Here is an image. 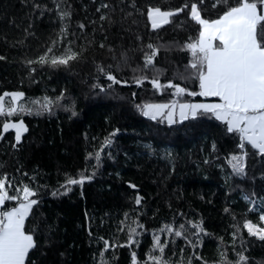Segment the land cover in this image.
Listing matches in <instances>:
<instances>
[{
	"label": "trees",
	"instance_id": "16d2710c",
	"mask_svg": "<svg viewBox=\"0 0 264 264\" xmlns=\"http://www.w3.org/2000/svg\"><path fill=\"white\" fill-rule=\"evenodd\" d=\"M37 2L52 11H44L43 15L40 10L33 11L31 0L27 3L0 0V55L5 56L0 60V94L20 90L31 98H54L64 91V102L74 104L77 115L71 116L63 107H57L51 115H24L22 119L28 131L23 133L17 149L12 148L16 143L14 130L9 129L0 137V177L6 173L7 180L12 181L10 194L17 187L22 189V185L38 189V204L26 218V227L34 231L36 241L26 264H101L104 240L117 245L106 250L103 257L106 264H131L133 252L140 264H144L153 231L165 224L178 227L186 221L201 223L209 233L201 237V244L195 249L207 264L218 260L220 237L228 246L229 259H235L230 247L234 226L240 229L238 235L245 241L250 264H264V241L249 237L243 228L244 219L260 224L259 211H250L252 205L242 199V194L249 195L256 203L264 198L261 178L264 162L248 146L247 176L235 177L228 157L239 152L238 136L225 134L214 118L189 119L170 126L166 121L160 123L159 118L153 121L143 116L135 107L144 103H169L174 99L177 103L214 99L189 97L186 93L174 97L172 89L158 93L148 81L140 87L131 82L132 68L142 66L146 45L152 43L159 49L154 64L161 69V83L172 79L185 86L174 74L183 71L189 58L187 51L181 50L183 44L197 34L198 25L188 16L194 0H60L61 7L71 5V19L65 21L68 39L75 41L73 47L77 51L81 44L86 51L70 68L37 65V71L31 74L34 82H30L22 61L45 51V45L51 43L60 28L53 0ZM101 3L109 4L110 8L97 12ZM133 3L135 8L130 6ZM185 3L186 10L175 14L169 23L152 29L147 20L148 6L172 10ZM215 3L216 0L198 3L202 17L217 18L222 5L213 7ZM105 12L113 23L99 20ZM79 23L86 26L83 32ZM25 28L30 35L24 33ZM88 41L93 43L89 45ZM101 41L104 48L99 47ZM121 53L129 57L130 66L121 64L122 70H118ZM93 61L105 66L111 64L113 74L129 83L113 85L114 90L105 93H100L98 88L93 90V83L105 86L110 83L98 76ZM146 74L151 78L153 73ZM186 86L198 91L192 82ZM18 118L14 116L12 120ZM114 129L119 131L112 137V146L103 150L100 166L95 167L94 156L86 164L87 154L99 150ZM145 144H152L156 153L149 154ZM165 148L171 151V160L164 157ZM206 159L209 163H205ZM84 171L92 175L91 180L72 186L66 194L52 195L53 190H60L66 175L78 178ZM137 195L142 198L140 205L135 204ZM13 204L6 201L7 206ZM226 207L229 213L224 212ZM137 221L144 227L137 228L139 235L133 236L138 243L128 245V226L135 227ZM181 248L185 249V257L193 251L183 238H177L175 255L171 244L167 255L173 261L178 260ZM236 248H240L239 242Z\"/></svg>",
	"mask_w": 264,
	"mask_h": 264
},
{
	"label": "snow or ice",
	"instance_id": "6c2138e0",
	"mask_svg": "<svg viewBox=\"0 0 264 264\" xmlns=\"http://www.w3.org/2000/svg\"><path fill=\"white\" fill-rule=\"evenodd\" d=\"M28 0H22L27 3ZM56 13L59 17L60 28L51 39V43L45 45V51L37 55L35 58H28L22 61L29 73V80L32 81L31 74L37 71V65L41 68L44 66L50 68H70L72 62L79 61L86 51L83 44L79 45L77 51L73 44L74 40L68 39V26L66 20L71 19V5L61 7L60 0H53ZM198 3L203 4L204 0H194L190 5L188 16L196 25H198L197 34L189 37L181 48L186 50L188 54L187 64L183 71H177L175 78L185 82V86L174 83L172 79H168L166 83H161V69L154 64V58L157 57L158 47L152 43L146 45L143 54V64L132 68L134 73L131 82L137 87L142 86L144 81H148L156 92H162L166 89L173 90V96L179 97L185 93L189 97L214 98L211 102H180L174 99L170 103H144L143 105H135L138 111L145 117L153 121L159 118L160 123L167 122L168 125H174L189 119L196 120L198 118L208 117L214 118L220 123L225 134H233L238 136L239 143L237 148L239 152L230 154L228 164L235 177L244 178L247 176V157L249 155L248 146L255 152V156L264 162V0H216L213 7L222 5L219 8V15L215 19L204 18L198 9ZM32 10H40L41 15L44 11L51 12L52 9L47 8L37 2L31 0ZM135 8L133 3L130 5ZM110 5L101 3L96 11L101 9H109ZM188 8L187 3L181 7L172 10H162L160 6L147 7V20L151 23L152 29H157L163 24L170 22V18L175 14L181 13ZM132 13H126L130 16ZM101 22L108 21L113 23L111 16L106 12L99 16ZM95 24L96 21H90ZM19 27V25H17ZM31 27V24H29ZM78 27L81 32L84 31L85 25L79 23ZM101 31L103 26L101 24ZM95 32V28L93 29ZM26 35H30L28 28L24 29ZM72 33V36H75ZM107 39V37H105ZM137 39H140L137 36ZM67 40V43H63ZM94 41V37H93ZM93 41H88L91 45ZM23 43V41H17ZM63 48L62 52L57 54L58 48ZM100 48H104L103 41L99 44ZM161 47H164L161 45ZM113 51L111 47L108 49ZM143 50V49H142ZM166 50H168L166 48ZM5 56L0 55V60H4ZM115 59V55H113ZM96 72L102 75L108 82L107 86L96 82L92 84V89H99L100 93H105L113 89V85H126L128 80L118 78L113 74L112 65H103L93 61ZM130 66L129 57L125 53H121L120 60L117 61V69L122 70L120 65ZM151 71V78L146 74ZM136 73H140L136 75ZM187 82H192L198 91H191L186 86ZM23 83V79L21 80ZM64 91L54 98L44 96L42 98L27 97L25 92L20 90L6 91L0 94V137L9 129L15 132L16 143L12 144L13 149H17L23 133L28 129L22 119L24 115L41 116L44 113L51 115L57 107H63L65 111L71 112V116L77 115L74 111V104L64 102ZM10 98V99H9ZM20 117L15 121L12 117ZM114 129L105 137L99 150L95 153H88L85 161L86 164L91 163L94 156L95 167L101 164L103 150L110 148L113 139L118 132ZM144 148L149 154H155L156 149L152 144H145ZM213 151L216 150V144H212ZM165 158L171 160L172 153L168 149L163 150ZM111 158V154H109ZM205 163H209L206 159ZM95 173L93 172V175ZM27 175V174H25ZM264 179V173L261 174ZM33 180L35 177L32 178ZM92 179V175L86 171L81 172L78 178L66 175L60 190H53L52 195L66 194L74 185H82L85 181ZM12 181L7 180V174L0 177V264H26V258L29 256L30 250L36 247L34 239V231H29L26 227V218L33 213L34 206L38 204V189H33L29 185H22V189L17 187L14 194H10ZM135 187V185H130ZM62 190V191H61ZM254 196V194H253ZM242 199L248 202L252 207L250 211H256V200L247 194H242ZM7 202H14L12 206H7ZM142 198L137 195L135 204L140 205ZM259 221L255 224L248 219L243 220V228L247 231L249 237H256L260 241H264V198H260ZM225 213H229L230 209L225 208ZM128 214L125 213L127 218ZM233 215V220H235ZM123 223V222H122ZM136 226H128V239L126 243L131 245L138 243L133 239L134 235H139L137 228L143 229V225L135 222ZM189 228H194L191 232ZM240 229L234 226L231 233L232 243L231 249L235 259H229L227 248L223 238H218L220 244L217 245L218 260L213 264H250V258L245 254L247 249L242 236L238 235ZM91 235V233H89ZM164 236L162 240L161 237ZM206 229L202 224L192 221H186V224H180L178 227L174 224H165L158 231L154 230L152 234V244L147 253V259L144 264H207V261L199 255L195 249L201 244V237L207 236ZM177 238H183L188 247L193 251L184 256V248L180 249L181 256L178 260L173 261L172 257L167 255V247L173 246V255H175V245ZM239 242L240 248H236ZM104 251L101 253V264H106L103 257L106 250L111 246L113 249L117 247L115 243L109 244L108 240H104ZM224 245L222 248L221 246ZM131 264H140L135 252L131 255Z\"/></svg>",
	"mask_w": 264,
	"mask_h": 264
},
{
	"label": "rangeland",
	"instance_id": "374dc122",
	"mask_svg": "<svg viewBox=\"0 0 264 264\" xmlns=\"http://www.w3.org/2000/svg\"><path fill=\"white\" fill-rule=\"evenodd\" d=\"M62 51H63V48H61L60 51H57V54H58L59 52H62ZM200 102H211V101H209V100H194V101H191L190 103H200ZM169 103H170V102H169ZM178 103H180V102H178ZM156 104H159V103H156ZM8 190L11 191L10 188H9ZM259 201H260V200H258V203H256V205H255L256 210H258V211H260V204H259Z\"/></svg>",
	"mask_w": 264,
	"mask_h": 264
},
{
	"label": "crops",
	"instance_id": "0c3cea01",
	"mask_svg": "<svg viewBox=\"0 0 264 264\" xmlns=\"http://www.w3.org/2000/svg\"><path fill=\"white\" fill-rule=\"evenodd\" d=\"M210 101H212V100H210ZM0 208H1V206H0Z\"/></svg>",
	"mask_w": 264,
	"mask_h": 264
}]
</instances>
